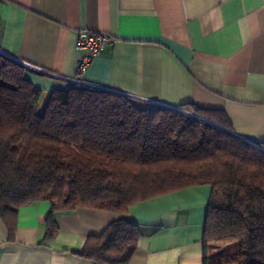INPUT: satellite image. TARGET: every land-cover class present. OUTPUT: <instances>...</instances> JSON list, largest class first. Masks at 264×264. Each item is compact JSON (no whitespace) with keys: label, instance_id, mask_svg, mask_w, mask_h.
<instances>
[{"label":"crops","instance_id":"1","mask_svg":"<svg viewBox=\"0 0 264 264\" xmlns=\"http://www.w3.org/2000/svg\"><path fill=\"white\" fill-rule=\"evenodd\" d=\"M82 29L117 41L79 75ZM0 52L21 63L41 90L39 111L54 90L71 86L67 78H80L130 97L138 108L220 109L232 133L264 143V0H0ZM210 190L189 186L125 212L57 211L49 238L50 203L22 205L13 233L0 218V264H99L76 251L120 218L141 230L127 264H203Z\"/></svg>","mask_w":264,"mask_h":264},{"label":"trees","instance_id":"2","mask_svg":"<svg viewBox=\"0 0 264 264\" xmlns=\"http://www.w3.org/2000/svg\"><path fill=\"white\" fill-rule=\"evenodd\" d=\"M24 72L0 52V218L9 233L18 208L37 201L51 206L49 238L57 211L125 212L135 202L207 184L203 264H264V151L234 135L222 110L138 108L121 93L71 85L54 90L39 111L41 90ZM140 235L139 224L120 218L76 253L124 264ZM232 240L228 253L206 252L210 243Z\"/></svg>","mask_w":264,"mask_h":264},{"label":"built area","instance_id":"3","mask_svg":"<svg viewBox=\"0 0 264 264\" xmlns=\"http://www.w3.org/2000/svg\"><path fill=\"white\" fill-rule=\"evenodd\" d=\"M116 41V37L105 32L91 31L86 29L80 30L77 35L76 48L77 50L82 51V54L77 62V74L80 75L82 73L84 68L90 63V61L98 54V52L103 47H105L106 45H112ZM67 80L71 85L92 86L84 82L80 78H67ZM176 109L186 112L181 108Z\"/></svg>","mask_w":264,"mask_h":264},{"label":"rangeland","instance_id":"4","mask_svg":"<svg viewBox=\"0 0 264 264\" xmlns=\"http://www.w3.org/2000/svg\"><path fill=\"white\" fill-rule=\"evenodd\" d=\"M261 147V146H260ZM264 148V147H262ZM234 243L236 244V241H233L232 242H227L226 244H213V243H210L207 247V252L208 254L210 255H213V254H225V253H228L230 251L233 250V245Z\"/></svg>","mask_w":264,"mask_h":264},{"label":"water","instance_id":"5","mask_svg":"<svg viewBox=\"0 0 264 264\" xmlns=\"http://www.w3.org/2000/svg\"><path fill=\"white\" fill-rule=\"evenodd\" d=\"M16 61V60H15ZM18 62V61H17ZM101 88V87H100ZM232 132V131H231ZM234 134V133H233ZM235 135V134H234ZM237 136V135H236ZM240 138H242V137H240ZM245 142H247V143H249V144H251V145H254V146H256V147H258L259 149H261L262 151H264V149H262L259 145H257V144H255V143H253V142H251V141H249V140H247V139H244V138H242Z\"/></svg>","mask_w":264,"mask_h":264}]
</instances>
